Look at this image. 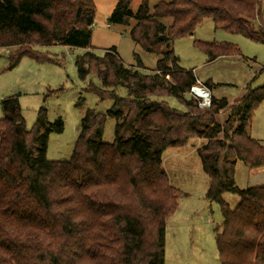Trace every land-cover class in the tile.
<instances>
[{"label":"trees","instance_id":"1","mask_svg":"<svg viewBox=\"0 0 264 264\" xmlns=\"http://www.w3.org/2000/svg\"><path fill=\"white\" fill-rule=\"evenodd\" d=\"M134 1L116 0L110 21H134L131 37L160 56L157 67H126L115 48L103 57L86 52L76 58L81 80L94 75L101 82L90 83L89 91L113 105L104 115L86 110L69 161L47 157L50 133L63 130L61 120L50 123L42 108L29 130L19 95L1 100L0 264H166L167 221L180 192L163 156L200 139L208 197L220 204L224 219L216 229L220 263L264 264V186L241 189L235 182L239 162L264 167V145L251 135L264 87L248 89L233 103L211 97V106L200 108L186 97L197 77L178 65L172 48L206 20L216 30L264 42V2L159 0L152 6V0H140L134 12ZM95 11L94 0H0V48L11 50L8 70L25 57L59 63L42 48L90 49ZM197 45L209 61L241 55L225 42ZM166 96L177 98L185 111L170 107ZM108 118L117 121L113 143L101 138ZM226 192L240 198L234 209L222 199Z\"/></svg>","mask_w":264,"mask_h":264},{"label":"rangeland","instance_id":"2","mask_svg":"<svg viewBox=\"0 0 264 264\" xmlns=\"http://www.w3.org/2000/svg\"><path fill=\"white\" fill-rule=\"evenodd\" d=\"M158 1L152 0L151 5ZM94 4L96 11L90 49L59 45L40 49L43 55L56 57L60 64L37 63L27 57L11 71L8 70L9 52L0 48V120L3 118L1 100L13 95L20 97L22 116L29 130L35 126L42 108L47 110L50 123L61 120L63 130L52 131L49 137L47 157L51 161L65 162L71 159L87 109L104 115L113 105L111 100H100L95 92L89 91L90 83L101 86L96 76L91 75L85 81L80 79L76 64L78 56L91 52L103 57L109 49L115 48L118 58L126 67H140L146 71L156 69L160 59L159 55L146 52L132 39L134 21L130 25L110 21L116 0H94ZM139 5L140 0H135L132 4L134 12ZM262 17L264 21V3ZM198 41L229 43L239 48L241 55L208 63L209 59L197 45ZM172 48L178 65L194 71L199 79L196 87L208 89L203 83L208 79L213 80L210 85L213 95L234 102L245 96L248 89L264 87V42L216 30L212 20H206L192 35L176 39ZM186 97L199 106L198 96H193L191 91ZM80 98L83 103H79ZM164 101L172 108L185 111L184 105L175 97L166 96ZM123 111L127 112V108L123 107ZM217 119L223 123L226 118L222 119L219 114ZM116 125L115 119L106 120L101 137L104 142L115 141ZM251 135L264 139V100L253 112ZM204 142L201 139L190 140L185 147L169 149L163 156V168L171 184L180 192L177 210L167 221L166 264H221L216 229L224 219L220 204L208 197L210 180L197 152ZM237 165L236 185L241 189L246 188L253 171L241 162ZM222 199L232 209L240 203V198L230 192L224 193Z\"/></svg>","mask_w":264,"mask_h":264},{"label":"crops","instance_id":"3","mask_svg":"<svg viewBox=\"0 0 264 264\" xmlns=\"http://www.w3.org/2000/svg\"><path fill=\"white\" fill-rule=\"evenodd\" d=\"M4 51H6V52H9V55H10V53H11V50L10 49H5V48H2ZM11 56V55H10ZM25 59H27V57H25V58H23L22 60H21V62L20 63H22ZM30 59V58H29ZM222 59H229V57H219V58H217V59H215V60H213V61H208V63H214V62H218V61H221ZM33 60V59H32ZM8 61H9V56H8ZM34 61V60H33ZM19 63V64H20ZM38 63V62H37ZM16 68V67H15ZM14 68V69H15ZM13 70V69H12ZM197 80H198V82H199V79L197 78ZM207 83H209V84H212L213 83V80L212 79H208L206 82H204L203 84L205 85V87L206 88H208V90L210 91V94H211V96L212 97H214V98H216V99H222V98H226V97H220V96H217V95H213V93H212V89H211V86L209 87V86H207L206 84ZM246 94V93H245ZM242 98V97H241ZM241 98H239V99H241ZM227 99V98H226ZM239 99H237V100H239ZM228 100V99H227ZM229 101V100H228ZM236 101V100H235ZM234 101V102H235ZM230 102V101H229ZM230 103H233V101L232 102H230ZM221 114V118L222 119H225L226 118V112H221L220 113ZM255 139H257V140H259L263 145H264V139L262 138V139H260V138H255ZM238 166V165H237ZM252 173L253 174H251L250 175V178H249V181L247 182V186H264V167H263V169H252Z\"/></svg>","mask_w":264,"mask_h":264},{"label":"built area","instance_id":"4","mask_svg":"<svg viewBox=\"0 0 264 264\" xmlns=\"http://www.w3.org/2000/svg\"><path fill=\"white\" fill-rule=\"evenodd\" d=\"M167 78H169V76ZM196 89L202 90L205 93V95L199 96L198 93L196 92ZM191 93L193 96H196V97L198 96V105L200 108H209L211 106V94L208 89H203V88L194 86L191 89Z\"/></svg>","mask_w":264,"mask_h":264},{"label":"bare ground","instance_id":"5","mask_svg":"<svg viewBox=\"0 0 264 264\" xmlns=\"http://www.w3.org/2000/svg\"><path fill=\"white\" fill-rule=\"evenodd\" d=\"M196 92L198 93L199 96H204L205 95V93L202 90H200V89H196Z\"/></svg>","mask_w":264,"mask_h":264},{"label":"water","instance_id":"6","mask_svg":"<svg viewBox=\"0 0 264 264\" xmlns=\"http://www.w3.org/2000/svg\"><path fill=\"white\" fill-rule=\"evenodd\" d=\"M162 39H163V37H162Z\"/></svg>","mask_w":264,"mask_h":264}]
</instances>
